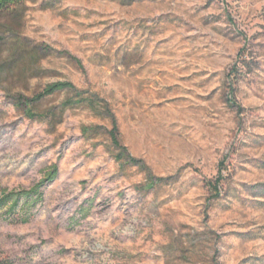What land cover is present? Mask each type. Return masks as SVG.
Masks as SVG:
<instances>
[{
  "label": "rangeland",
  "instance_id": "374dc122",
  "mask_svg": "<svg viewBox=\"0 0 264 264\" xmlns=\"http://www.w3.org/2000/svg\"><path fill=\"white\" fill-rule=\"evenodd\" d=\"M7 194L0 264H264V0L0 1Z\"/></svg>",
  "mask_w": 264,
  "mask_h": 264
},
{
  "label": "trees",
  "instance_id": "16d2710c",
  "mask_svg": "<svg viewBox=\"0 0 264 264\" xmlns=\"http://www.w3.org/2000/svg\"><path fill=\"white\" fill-rule=\"evenodd\" d=\"M1 3L4 4L5 3H11L13 2L14 0H0ZM73 90V86L69 85V84H65V83H56V84H52V85H49L45 88L44 90V93L43 94H53L54 92H57V91H64V90ZM110 138L112 139V144L114 145V147H119L117 141L115 140V136L114 134H110ZM122 155V154H121ZM56 169L55 168H52L51 170H49L47 172V174L45 175V178L43 181H41L34 189L32 190H29V191H25L21 194V196H24L26 197L27 200H29L31 198V194H35V195H40L39 194V190H40V187H42L44 185V183L47 181V182H50V181H53L56 177ZM13 195L12 194H7L5 196L2 197V199L0 200V209L1 208H4V207H7V206H11L10 208L14 209L17 204H18V200H19V197L16 198L15 200L12 198Z\"/></svg>",
  "mask_w": 264,
  "mask_h": 264
}]
</instances>
